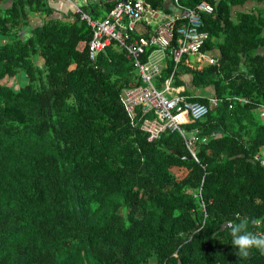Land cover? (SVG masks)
I'll return each instance as SVG.
<instances>
[{
	"label": "trees",
	"instance_id": "obj_1",
	"mask_svg": "<svg viewBox=\"0 0 264 264\" xmlns=\"http://www.w3.org/2000/svg\"><path fill=\"white\" fill-rule=\"evenodd\" d=\"M205 1L202 51L218 41L220 57L188 71L220 100L182 126L197 131V160L177 131L150 141L132 123L133 65L114 44L92 61L81 13L23 35L13 17L49 16L47 0H15L0 16V264H264L255 249L239 258L225 227L236 213L264 217V165L253 161L264 151V0L235 18L246 0Z\"/></svg>",
	"mask_w": 264,
	"mask_h": 264
},
{
	"label": "built area",
	"instance_id": "obj_2",
	"mask_svg": "<svg viewBox=\"0 0 264 264\" xmlns=\"http://www.w3.org/2000/svg\"><path fill=\"white\" fill-rule=\"evenodd\" d=\"M179 8L176 16L164 15V20L157 25L150 36L132 33L137 23L148 20V16L159 12L144 0H119L107 18L99 21L91 19L78 7L76 10L86 19L93 30L89 40V57L92 61L104 46L115 40L118 46L126 52V57L133 63L137 77L142 86H131L124 91L125 107L132 118L135 108L140 106L144 112H151L155 118L143 119L141 127L148 133V139L159 138L165 130L177 131L188 148H190L196 130L191 136L182 127L183 123L194 121L203 117L211 105L217 103L216 97H210L209 103L190 100L179 94L168 97L170 84L175 76L178 63L187 54H201L202 47L209 37L204 30L200 12L212 13L214 7L207 1H200L195 8L182 5L174 0ZM147 48H151L143 61L141 55ZM157 52H165L173 61L169 76L164 80L161 89L154 85L153 78L160 74L164 61ZM213 62L215 60H212ZM196 159V155L192 152Z\"/></svg>",
	"mask_w": 264,
	"mask_h": 264
},
{
	"label": "crops",
	"instance_id": "obj_3",
	"mask_svg": "<svg viewBox=\"0 0 264 264\" xmlns=\"http://www.w3.org/2000/svg\"><path fill=\"white\" fill-rule=\"evenodd\" d=\"M50 7H52V13L47 16L45 13H33L31 12V15L28 14V21H26L27 18V13L20 11L19 13H16V15L13 17L16 19V16H18L19 20V29H16L17 31L20 32V35H23L24 32H29L31 28L36 27L41 25L45 20L50 19V18H58V19H66V20H72L74 19V13L75 11V6H80L84 11H90L91 16H93L96 19H101L103 18L107 12H108V7L107 3L109 2L108 0H47ZM13 2L15 0H0V16L1 17H10V8L13 5ZM29 8L28 5L24 6L26 9ZM160 10L163 11V14L165 15H171V16H176L179 14V8L177 5L174 3V0H162L160 5L157 6ZM254 7V2L251 0H246L243 3H239L231 7V15L232 18H235L239 12H249L252 10ZM14 14V12H13ZM160 16V13H155L153 16V25L154 27L162 22L164 20V15ZM23 17V19L21 18ZM11 18V17H10ZM12 21H14L12 19ZM26 22V24H25ZM24 25V26H23ZM138 32H144L145 28L143 27L142 24L138 25ZM153 26H149L146 29H152ZM15 32V31H13ZM13 32H9L8 36L12 37ZM18 33V32H17ZM213 43L215 44L211 48H208L206 51H204L201 54H187L185 55V62H186V67L187 70L185 69H179L178 73L174 76V80L171 83L170 86V93L168 92V95L171 93L177 92L179 94H185L188 96H195V95H200V96H206L210 97L215 94L214 90H212L208 86L200 85L196 83V79L192 72L188 71L190 68H199L201 66H204L205 64H213L214 62L212 60H218L220 57V52L219 48L217 46L218 41H214ZM262 53H264V50H262ZM159 56L162 57L163 61L170 58V56H166L165 52H157ZM190 56H193L195 61H192ZM190 58V59H189ZM191 60V61H190ZM193 62V63H192ZM180 68H184L180 66ZM192 70V69H191ZM159 79H156V85L157 87H161L159 83Z\"/></svg>",
	"mask_w": 264,
	"mask_h": 264
},
{
	"label": "clouds",
	"instance_id": "obj_4",
	"mask_svg": "<svg viewBox=\"0 0 264 264\" xmlns=\"http://www.w3.org/2000/svg\"><path fill=\"white\" fill-rule=\"evenodd\" d=\"M119 0H116V2L114 3V5H113V7L111 8V10H108V12H107V14L103 17V18H101V19H96V18H93L91 15H89V14H87L85 11H82V9H81V7L80 6H75V11L76 12H78L77 10H76V7H78L84 14H86L87 16H89L91 19H93V20H95V21H101V20H103V19H105V18H107V16L110 14V12L113 10V8L115 7V5H116V3L118 2ZM144 1H146V2H148L150 5H151V3L148 1V0H144ZM174 3H175V1H174ZM210 4V3H209ZM151 7L152 8H154V9H158L159 10V13H160V16H162V14H163V11L162 10H160L158 7H154V6H152L151 5ZM214 12V10L212 11V13ZM158 13V12H157ZM205 13V12H204ZM207 14H211V13H207ZM163 15H165V14H163ZM84 19V18H83ZM153 16H148V20H142V21H140V22H138L137 23V27H138V25L139 24H142L143 25V27L145 28V31L144 32H138V28H136V30L132 33V35L133 36H135V37H138L139 35H146L147 37L148 36H150V34L155 30V28L157 27V25L159 24H157L155 27H154V25H153ZM85 21H86V19H85ZM86 23H87V21H86ZM161 23V22H160ZM87 25H88V23H87ZM153 26V28L152 29H146L147 27H149V26ZM89 26V25H88ZM90 27V26H89ZM91 28V27H90ZM91 30H92V28H91ZM92 35H93V30H92ZM92 35H91V38H92ZM90 38V39H91ZM89 39V40H90ZM88 43H89V41H88ZM111 44H114L115 45V47H117L119 50H121V51H123L124 52V55H125V57H126V52L123 50V49H121L119 46H118V43L115 41V40H111L110 41V43L108 44L109 46L111 45ZM108 45H106V46H108ZM106 46H104L101 50H103ZM150 50H151V48H150ZM99 52V51H98ZM150 52V51H149ZM149 52H146V50H145V52L141 55V58L143 57V55L145 54V55H147ZM204 51H202V53H203ZM261 52H262V50H261ZM98 54V53H97ZM97 56V55H96ZM169 56V55H168ZM146 58V57H145ZM126 59H128L127 57H126ZM219 59V58H218ZM131 63H132V61L130 60V59H128ZM171 60V62L173 63V61H172V59H171V56H170V58L168 59V61H167V59L164 61V64L162 65L163 66V68H162V70H161V72H160V74L159 75H157V76H155L154 78H153V82H154V85H155V87L157 88V89H161L162 88V86H163V82H164V80L165 79H161L160 80V86L161 87H157V85H156V79L158 78H160L161 77V75H162V72H163V70L165 69V67L167 66V64L169 63V61ZM218 62V60H215L214 61V63L213 64H215V63H217ZM172 63H171V65H172ZM132 65H133V63H132ZM180 66H181V64H180V62L178 63V65H177V69H176V73H178V70H179V68H180ZM172 68V67H171ZM133 70H134V75H135V78H134V81L135 82H139V83H141V81L138 79V77H137V72H136V69L134 68V66H133ZM176 73H175V75H176ZM169 76V75H168ZM174 80V78L172 79V81ZM172 81H171V83H172ZM142 84V83H141ZM131 86H134L133 85V82L130 84V85H128L124 90H123V92L127 89V88H129V87H131ZM140 86V85H139ZM170 86H171V84H170ZM134 87H137V86H134ZM211 88V87H210ZM212 90H214L213 88H211ZM170 91V90H169ZM168 91V92H169ZM168 92H166V95L168 96V97H172L174 94H179V93H177V92H174V93H171L170 95H168ZM214 92H215V90H214ZM170 93V92H169ZM179 95H181V96H184V97H186V98H188V99H190V100H193V99H191L188 95H185V94H179ZM203 97V96H202ZM210 97H216L217 98V100L219 101L220 100V98L219 97H217L215 94L214 95H212V96H210ZM210 97H207V100H208V102L207 103H209V98ZM195 101H197V100H195ZM218 101H217V103H218ZM216 103V104H217ZM215 104V105H216ZM212 106H214V105H211V107ZM210 107V108H211ZM125 109H126V107H125ZM126 111H127V109H126ZM139 111V112H138ZM128 112V111H127ZM134 112H135V116H134V118H132L131 116H130V114L128 113V116H130L131 117V120H132V123H134V125H136V127L139 129V130H141V131H143V132H145L144 130H143V128L141 127V123H142V121H143V119H148V120H151V119H153V117L155 118V115L153 114V113H151V112H144V110L142 109V107H140V106H138V107H136L135 108V110H134ZM139 114V116H138V114ZM137 116H138V118H137ZM134 120H138L139 122H138V124L137 123H135L134 122ZM191 122H193V121H188V122H186V123H183V124H189V123H191ZM183 124H182V126H183ZM132 126H133V124H132ZM185 129V128H184ZM186 130V129H185ZM194 130H196V129H194ZM194 130H192V131H188V130H186V133H188L189 135L188 136H191L192 135V133L194 132ZM166 131H169L168 129L167 130H165L164 132H166ZM164 132H162V133H164ZM170 132H176V131H170ZM146 134H147V139H148V133L147 132H145ZM161 133V134H162ZM160 134V135H161ZM196 134V133H195ZM194 134V135H195ZM182 137V136H181ZM195 137H197V136H195ZM154 139H159V138H154ZM154 139H151V140H154ZM182 139H183V137H182ZM203 139H205V138H203ZM148 140H150V139H148ZM150 140V141H151ZM184 141V140H183ZM185 143V142H184ZM186 145V144H185ZM187 147V146H186ZM187 149H188V152L190 153V158L192 157V158H194L193 156H192V152H194L195 153V155H196V159L195 160H197V151H196V149H194V148H192L191 146H190V148H188L187 147ZM259 153H255L254 154V156H253V161H258L260 164H263L264 165V158L262 157V155H264V151H262L261 149H259V151H258ZM186 172H184L183 170L182 171H180V173L179 174H181V175H183V174H185ZM196 196H198V197H200V201H201V205H204V202L202 201V194H201V187L200 188H198V191H195L194 192V197H196ZM36 216H37V218H39L40 219V216L36 213ZM225 227H227L228 228V230H229V234H230V236H231V244H232V246L235 248V250H236V255L239 257V258H241V259H246V258H248L249 256H250V254H251V252H252V250L253 249H255V250H257V251H259L261 254H264V231H256V229H258V228H262V227H264V217H262V218H257V217H250V216H247V215H241L240 213H236V215H235V218H234V220H229V221H227L226 222V224H225ZM54 229V228H53ZM55 230V229H54ZM55 232H56V230H55Z\"/></svg>",
	"mask_w": 264,
	"mask_h": 264
},
{
	"label": "rangeland",
	"instance_id": "obj_5",
	"mask_svg": "<svg viewBox=\"0 0 264 264\" xmlns=\"http://www.w3.org/2000/svg\"><path fill=\"white\" fill-rule=\"evenodd\" d=\"M26 10L28 11L29 8L26 7ZM29 12H30V10H29ZM29 15H31V12L29 13ZM21 18L23 19L22 16H21ZM13 34H14V33H13ZM14 38H15V34H14V36H13L12 39L14 40ZM13 40H12V43H13ZM190 58H191L192 61H195V59H194L193 56H190ZM190 58H189V59H190ZM191 60H190V61H191ZM192 63H193V62H192ZM133 85H134V86H139V85L142 86L143 84H141V83H139V82L137 83V82H135V81L133 80ZM263 121H264V119H263Z\"/></svg>",
	"mask_w": 264,
	"mask_h": 264
}]
</instances>
